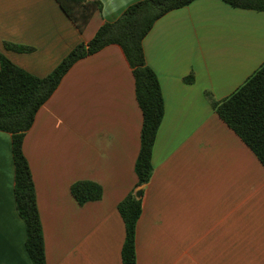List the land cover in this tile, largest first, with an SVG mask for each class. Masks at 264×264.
<instances>
[{"label":"crops","instance_id":"crops-1","mask_svg":"<svg viewBox=\"0 0 264 264\" xmlns=\"http://www.w3.org/2000/svg\"><path fill=\"white\" fill-rule=\"evenodd\" d=\"M101 1L81 31L57 0H0V50L48 75L139 0ZM144 50L165 99L148 183L136 188L143 114L116 44L78 60L26 132L47 264H123L118 204L134 188L144 202L137 264H264V164L213 106L263 64L264 11L194 0L158 19ZM80 180L101 184L102 198L80 204ZM26 240L12 134L0 130V264H33Z\"/></svg>","mask_w":264,"mask_h":264},{"label":"trees","instance_id":"trees-1","mask_svg":"<svg viewBox=\"0 0 264 264\" xmlns=\"http://www.w3.org/2000/svg\"><path fill=\"white\" fill-rule=\"evenodd\" d=\"M68 17L83 31L94 14L103 8L101 0H57ZM194 0H139L114 21L105 22L88 41L78 44L48 75H36L12 61L0 50V130L10 132L15 163L17 208L27 228L26 247L33 264H47L44 231L37 203L36 187L24 151L26 132L36 114L54 94L70 68L80 59L116 44L132 68L135 93L142 110L141 147L135 163L136 188L148 183L154 171L152 161L156 136L165 114V99L156 71L148 65L144 39L158 19ZM237 8L264 11V0H224ZM8 49L30 52L34 47L5 42ZM213 106L220 118L252 149L264 164V62L243 84ZM80 204L99 200L103 187L92 180L71 186ZM126 237L122 263L137 264V227L144 210L143 197L135 188L118 204Z\"/></svg>","mask_w":264,"mask_h":264},{"label":"water","instance_id":"water-1","mask_svg":"<svg viewBox=\"0 0 264 264\" xmlns=\"http://www.w3.org/2000/svg\"><path fill=\"white\" fill-rule=\"evenodd\" d=\"M142 194H143V189L142 188L137 190L136 193H135L136 197H138V198H140L142 196Z\"/></svg>","mask_w":264,"mask_h":264}]
</instances>
